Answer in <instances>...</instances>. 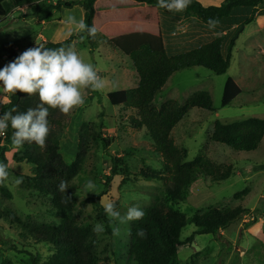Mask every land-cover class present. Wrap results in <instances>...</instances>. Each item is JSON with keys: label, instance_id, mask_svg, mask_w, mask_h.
Segmentation results:
<instances>
[{"label": "rangeland", "instance_id": "1", "mask_svg": "<svg viewBox=\"0 0 264 264\" xmlns=\"http://www.w3.org/2000/svg\"><path fill=\"white\" fill-rule=\"evenodd\" d=\"M56 1L48 0V4ZM196 1L203 6H218L224 0ZM41 6L13 7L6 16L0 18V46L9 41H17L18 56L26 49L39 45L41 41L60 42L78 32L73 30L69 35V26L65 20L69 14L77 20L83 19L80 5L53 9L44 22L38 19L42 12ZM174 25L175 35L166 37L180 38L189 32L193 34L190 38L192 41L198 36L204 42L216 36L196 19L191 21L190 17ZM77 39L70 46L85 62L96 67L106 86L98 91L83 90L84 104L68 114L54 109L49 135L58 139L59 152L66 162H72L79 144L82 146L80 169L67 183L66 190L67 196L71 197L76 222L90 228L96 236L98 257L101 260L107 259L102 260L104 264H131L127 254V236L132 221L120 224L119 220H115L109 223L110 232L105 227L101 233L94 232V226L103 220L92 200L103 209L104 204L114 202L122 216L129 207L136 206L143 210L151 203L161 205L164 211L173 207L187 217L209 208L240 206L248 212L239 221L220 231L219 237L195 235L196 228L191 224L186 225L179 236L184 244L178 248L177 264H264V136L252 152L235 151L209 139L215 121L229 123L249 117L264 118V24L259 27L253 21L242 27L234 41L230 64L224 74L215 75L202 67L179 69L170 75L155 95L152 105L159 108L167 100L183 103L195 92H207L212 110L190 109L174 126L170 135L178 148L186 150L185 161L199 155L214 165L232 168V174L218 182L199 173L187 187L184 196L175 202L165 198L164 178L168 173L163 172L162 158L153 152L146 129L131 123L136 111L122 105H111L107 100L109 92L136 86L138 77L130 58L105 43L98 42L89 48L87 42L81 45ZM180 40L169 50L171 54L189 50L196 45V42L183 45ZM191 40L187 39L186 42ZM8 63L1 55L0 68ZM227 78L233 79L241 92L229 105L221 107L223 86ZM8 101L9 96L5 95L0 102V113L4 110L2 105ZM5 152L9 178L3 184L10 197L0 194V209L13 211L25 222L58 223L59 216L52 206L50 196L29 187L31 165L14 160V156L21 153L20 150L10 142L6 144ZM112 159L117 174L112 176L106 187ZM152 174L155 175L153 178L150 176ZM157 176L163 179L159 180ZM17 178L22 183L16 184ZM89 180L94 183L95 192H89L86 188ZM103 190L106 192L101 195ZM113 224L120 229L118 236L112 234ZM50 254L45 245L30 249L19 243L15 230L0 220V264H30L28 261L32 257L41 264Z\"/></svg>", "mask_w": 264, "mask_h": 264}, {"label": "trees", "instance_id": "2", "mask_svg": "<svg viewBox=\"0 0 264 264\" xmlns=\"http://www.w3.org/2000/svg\"><path fill=\"white\" fill-rule=\"evenodd\" d=\"M38 4L42 5V12L38 16L40 21L46 20L53 9L80 5L85 22L89 27L94 25L97 28L95 38L88 36L86 32H77L63 41H41L39 45L48 48L67 47L78 38L81 45L87 42L89 48H92L102 41L130 58L138 77L136 86L109 92L107 100L111 105H122L136 111L131 123L146 129L152 142V150L161 156L162 170L168 173L164 178L166 200L175 202L184 196L187 187L201 172L214 182L223 181L232 174L231 166L223 168L214 165L199 155L185 161L186 150L178 148L170 135L174 126L190 109L212 110L211 98L207 92H195L183 103L167 100L159 108L153 107L152 101L170 75L179 69L202 67L215 75L224 74L230 64L231 50L237 34L243 26L253 22L255 16H264V0H224L218 6H203L198 1L191 0V4L181 12L159 8L157 0H57L54 4H48V0H0V18L6 16L13 7L29 8ZM189 17L207 28L210 17L218 19L219 24L210 28L217 36L204 42L198 39L195 47L171 54L169 50L172 46H166L165 31L168 27L174 30L172 27L175 22ZM17 45L14 40L3 43L0 46V56L7 62L13 61L17 57ZM240 92L235 81L227 78L223 86L221 107L229 105ZM38 103V95L28 96L18 92L9 96V101L2 105L4 110L0 116L13 107L18 106L20 111H26L29 107H36ZM53 110L49 109V124ZM12 133L13 129L9 127L6 134L0 135V162L5 164L8 162L5 146L12 142ZM263 136L264 118L249 117L229 123L215 121L209 139L235 151L252 152L257 149ZM81 147L79 144L75 159L66 162L59 152L58 139L49 135L43 147L25 142L21 148H17L21 153L14 156L17 163L31 165L30 189L49 195L59 216L56 224L25 222L13 211L0 209V220H4L15 230L19 243L30 249L42 245L49 249L50 256L41 264H104L105 261L102 260H107H101L96 253L95 234L87 226L76 222L70 200L66 203L61 201L62 196H67V190L65 193L58 191L60 181L68 183L80 169L83 157ZM114 164L112 159L106 187L112 176L117 174ZM150 176L153 178L155 175ZM157 177L159 180L163 179ZM105 192L103 190L101 195ZM0 194L10 197L4 184H0ZM92 203H95L104 227L110 232V222L104 209L98 202L92 200ZM143 212L142 219L130 223L127 254L131 264H177L178 248L184 244L179 236L186 225L191 224L196 228L195 235L219 237L220 231L239 221L248 210L240 206L209 208L187 217L173 207L164 211L161 205L151 203ZM139 228L145 230L144 238L137 235ZM28 263L40 264L33 257Z\"/></svg>", "mask_w": 264, "mask_h": 264}, {"label": "clouds", "instance_id": "3", "mask_svg": "<svg viewBox=\"0 0 264 264\" xmlns=\"http://www.w3.org/2000/svg\"><path fill=\"white\" fill-rule=\"evenodd\" d=\"M191 4V0H157V7L169 12L184 11ZM209 28H215L219 20L210 17L207 21ZM65 24L69 26V35L73 30L86 32L95 38L97 28L89 25L84 19L77 20L72 14L66 17ZM106 86L105 80L99 75L92 63L85 62L72 46L48 48L43 45L28 48L19 54L13 61L0 68V102L5 95L12 96L19 93L38 95L40 103L36 107H29L20 111L13 107L0 116V135L6 134L9 127L13 129L11 141L16 148H21L25 142L35 143L43 147L50 132L48 120L49 109H59L68 114L74 108L85 102L83 90L98 91ZM47 106V107H46ZM9 178L8 165L0 162V184ZM16 184L22 183L20 178ZM67 182L61 180L58 191L65 193ZM89 192H95L94 183L89 180L86 184ZM71 197L62 196L61 201L66 203ZM109 222L119 220L120 224L140 220L144 216L142 209L132 206L122 216L116 209L114 202L103 205ZM93 231H104L103 222H98ZM113 236L120 234V229L113 224ZM137 235L146 236L143 228L137 229Z\"/></svg>", "mask_w": 264, "mask_h": 264}, {"label": "crops", "instance_id": "4", "mask_svg": "<svg viewBox=\"0 0 264 264\" xmlns=\"http://www.w3.org/2000/svg\"><path fill=\"white\" fill-rule=\"evenodd\" d=\"M192 19H194L193 17H191V21H192ZM42 22H44V21H42ZM179 22V21H178ZM254 22L255 23H257V25L260 27V26H262L263 24H264V16H255L254 17ZM197 23V22H196ZM173 29L175 28V26L174 27H172ZM208 32H211V30H210V28H205ZM166 32H167V34H166V36L168 35H175V31L173 30L172 31V29H171V27H168V29L166 30ZM223 33H225V31L223 32ZM216 36H217V34H216ZM170 37V36H169ZM169 37H166V46L167 47H171V48H173L174 46L173 45H175L176 43H177V41H179V39H181L180 41H183V45H191V44H194L195 42H197V40H198V36H196V39L194 40V41H192L190 38H192L193 37V34L192 33H189V32H186V34L185 35H183V36H180V38H175V36H173V38H169ZM187 39H189V40H191L190 42H186L187 41ZM44 40V39H43ZM99 42H101L102 44H104L105 42H102V41H99ZM105 44H107V43H105ZM108 45V44H107ZM137 81H135V83H136Z\"/></svg>", "mask_w": 264, "mask_h": 264}, {"label": "water", "instance_id": "5", "mask_svg": "<svg viewBox=\"0 0 264 264\" xmlns=\"http://www.w3.org/2000/svg\"><path fill=\"white\" fill-rule=\"evenodd\" d=\"M192 246H193L195 249H198V248H197V246H196V245H194L193 243H192Z\"/></svg>", "mask_w": 264, "mask_h": 264}]
</instances>
